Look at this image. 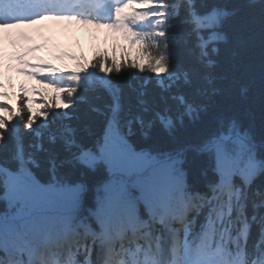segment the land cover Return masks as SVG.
<instances>
[{
	"label": "trees",
	"instance_id": "1",
	"mask_svg": "<svg viewBox=\"0 0 264 264\" xmlns=\"http://www.w3.org/2000/svg\"><path fill=\"white\" fill-rule=\"evenodd\" d=\"M143 10L145 46L106 30L113 42L101 37L91 55L64 42L61 89L37 82L27 99L26 77L0 79L19 91L20 123L17 132L6 121L13 110L0 85V264H25L24 237L40 238L62 208L67 222L47 237L67 228L68 247L45 264H95L94 214L114 208L111 232L134 250L126 231L139 242L151 229L141 224L148 175L165 177L168 227L187 218L189 245L264 250V0H148ZM163 229L156 222L161 244Z\"/></svg>",
	"mask_w": 264,
	"mask_h": 264
},
{
	"label": "rangeland",
	"instance_id": "2",
	"mask_svg": "<svg viewBox=\"0 0 264 264\" xmlns=\"http://www.w3.org/2000/svg\"><path fill=\"white\" fill-rule=\"evenodd\" d=\"M81 24V23H80ZM80 24L78 25V26H80ZM90 27V26H89ZM89 27L87 26V27H81L80 29H79V31L81 30V32L79 33L80 34V40H81V42L83 43V45H85L86 47H88L89 48V42H88V35H89V33L91 32L90 31V29H89ZM102 241L103 240H101V244H102ZM59 245H60V247H59V250L61 249V247H62V245H61V243H59ZM51 246V245H50ZM52 247V246H51ZM43 251H45L44 249H42ZM150 251L152 250V249H149ZM43 251H42V253H43ZM175 259V258H174ZM174 259H172V261L174 260ZM173 264H174V262H173Z\"/></svg>",
	"mask_w": 264,
	"mask_h": 264
},
{
	"label": "bare ground",
	"instance_id": "3",
	"mask_svg": "<svg viewBox=\"0 0 264 264\" xmlns=\"http://www.w3.org/2000/svg\"><path fill=\"white\" fill-rule=\"evenodd\" d=\"M172 245L174 244L173 240L171 241Z\"/></svg>",
	"mask_w": 264,
	"mask_h": 264
}]
</instances>
